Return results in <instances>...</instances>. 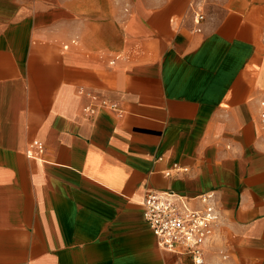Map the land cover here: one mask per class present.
<instances>
[{
  "label": "crops",
  "instance_id": "crops-1",
  "mask_svg": "<svg viewBox=\"0 0 264 264\" xmlns=\"http://www.w3.org/2000/svg\"><path fill=\"white\" fill-rule=\"evenodd\" d=\"M263 103L264 0H0V264H192L151 191L214 192L206 264H264Z\"/></svg>",
  "mask_w": 264,
  "mask_h": 264
},
{
  "label": "built area",
  "instance_id": "built-area-1",
  "mask_svg": "<svg viewBox=\"0 0 264 264\" xmlns=\"http://www.w3.org/2000/svg\"><path fill=\"white\" fill-rule=\"evenodd\" d=\"M203 19V14L196 15L197 23ZM103 104L115 110L119 108L118 103L109 98H104ZM261 115L264 116V111ZM32 146L33 156L40 158L45 142L34 140ZM199 199L202 203L200 208L190 206L175 194L156 191L148 192L143 200L144 218L157 236L159 246L167 250H186L191 255L192 264H206L205 245L222 227L214 192L203 193Z\"/></svg>",
  "mask_w": 264,
  "mask_h": 264
}]
</instances>
